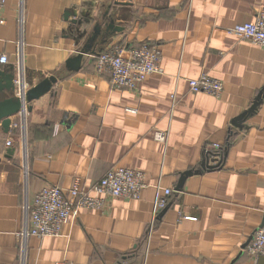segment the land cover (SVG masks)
Masks as SVG:
<instances>
[{"label":"crops","instance_id":"1","mask_svg":"<svg viewBox=\"0 0 264 264\" xmlns=\"http://www.w3.org/2000/svg\"><path fill=\"white\" fill-rule=\"evenodd\" d=\"M262 6L264 0H6L0 70L21 69L30 84L49 75L57 81L30 102L24 145L19 127L0 128V264H20L22 251L23 264H264L244 253L264 220V48L232 32ZM105 11L123 30L94 44L95 54L114 44L160 51L163 72L135 90L112 88L106 74H96L95 54H84L78 71L64 70ZM201 74L222 81L219 98L189 90L188 80ZM260 92L254 113L235 128L232 121ZM156 131L167 132L166 141L155 139ZM213 147H224L219 166L188 176L176 190L180 174L201 169ZM116 166L144 173L139 199L76 209L60 235L19 240L24 196L46 185L68 189L76 179L88 188ZM157 186L172 193L147 237Z\"/></svg>","mask_w":264,"mask_h":264},{"label":"built area","instance_id":"2","mask_svg":"<svg viewBox=\"0 0 264 264\" xmlns=\"http://www.w3.org/2000/svg\"><path fill=\"white\" fill-rule=\"evenodd\" d=\"M5 1L0 0V25L3 24L1 10ZM232 32L249 40L254 45L264 48V6L258 9L252 21L235 25ZM160 60L161 54L156 46L142 44L126 48L124 45L114 44L96 54L93 70L98 75L106 74L112 88L135 90L148 75L163 72ZM6 62V56L1 55L0 63ZM16 73L17 76L14 79L16 94L22 99L27 89V83L21 69ZM187 84L190 91L214 98H219L223 91L222 81L206 74L189 79ZM173 97L172 95V99ZM26 105L22 103L21 110L15 115L17 119L11 122L13 127L20 128V139L23 145ZM153 136L157 140L166 141L167 132L156 131ZM6 146H11L10 140L6 141ZM219 149L220 147H213L208 152ZM212 157L215 158L214 163L219 159L218 156ZM24 173H26V169H24ZM144 187V173L141 170L121 166L110 168L88 188L82 187L78 179L68 189H62L57 185L43 186L31 198L24 196L22 226L18 232L19 240L23 243L29 236L37 238L58 236L62 225L69 220L72 211L81 208L103 210L107 201L113 198L139 199ZM171 193L169 188L162 189L157 186L147 237H149L160 212L168 205ZM180 218L196 220L194 216L183 214L180 215ZM244 253L254 261L264 257V222L252 234L251 239L244 247ZM20 262L23 264V251ZM54 264L74 263L59 261Z\"/></svg>","mask_w":264,"mask_h":264},{"label":"water","instance_id":"3","mask_svg":"<svg viewBox=\"0 0 264 264\" xmlns=\"http://www.w3.org/2000/svg\"><path fill=\"white\" fill-rule=\"evenodd\" d=\"M116 17L114 15L107 14V11L101 16L100 21H98L93 30L92 33L87 38L86 43L81 47L75 55L70 56L66 59L64 62V70L68 72H76L80 69L81 61L84 54H95V49L93 46L94 44L99 43L100 46L107 43L109 38L114 36L117 32H121L123 30V27L119 25H115V19ZM75 22V21H73ZM103 25V27H101ZM97 54V53H96ZM95 54V55H96ZM20 73V72H19ZM17 73L14 71V68L11 67L9 71L0 70V128L3 130V132H7L10 129L11 125V117L15 116L19 113L22 107V103L27 104L26 105V111L31 110V106L29 105L31 101L38 99L40 96L44 95L45 93L49 92L52 85L57 81V76L55 75H49L48 77H42L40 78L37 83L30 84V82L27 83V89L24 93L23 98L21 99L16 94V87L14 83V79L17 76ZM21 75V74H20ZM24 76V74H22ZM264 90V89H263ZM262 92V91H261ZM261 92L259 93L257 99L252 103V105L243 113H241L239 116H237L233 121L232 125L235 128L241 129L242 123L245 121V119L254 113L256 110L259 102H260V96ZM7 153H12V149H7ZM218 162L210 165L209 160L207 162H204L201 164V169H195V170H187L180 174L179 180L177 182V187L181 188L182 183L184 180L192 175L196 174L203 169H212L218 166ZM264 220L262 221L261 225L263 224ZM260 225V226H261ZM251 237L247 240L245 245L249 242ZM244 245V247H245Z\"/></svg>","mask_w":264,"mask_h":264},{"label":"trees","instance_id":"4","mask_svg":"<svg viewBox=\"0 0 264 264\" xmlns=\"http://www.w3.org/2000/svg\"><path fill=\"white\" fill-rule=\"evenodd\" d=\"M102 51V50H101ZM223 153H224V147L222 148H220L219 150H217V151H212V152H208V151H206V152H204V155H203V159H204V162H207V160H209V158L211 157V156H218L219 157V159H222V157H223ZM220 164V163H219ZM219 164H218V166H219ZM217 166V167H218ZM217 167H215V168H217ZM212 169H214V168H212Z\"/></svg>","mask_w":264,"mask_h":264}]
</instances>
